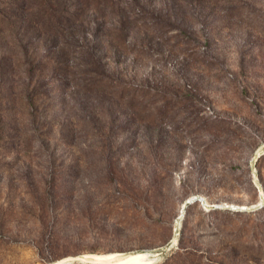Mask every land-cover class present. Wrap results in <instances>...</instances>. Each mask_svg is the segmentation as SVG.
Returning a JSON list of instances; mask_svg holds the SVG:
<instances>
[{"label": "rangeland", "instance_id": "374dc122", "mask_svg": "<svg viewBox=\"0 0 264 264\" xmlns=\"http://www.w3.org/2000/svg\"><path fill=\"white\" fill-rule=\"evenodd\" d=\"M144 250L264 264V0H0V264Z\"/></svg>", "mask_w": 264, "mask_h": 264}, {"label": "bare ground", "instance_id": "6f19581e", "mask_svg": "<svg viewBox=\"0 0 264 264\" xmlns=\"http://www.w3.org/2000/svg\"><path fill=\"white\" fill-rule=\"evenodd\" d=\"M194 199V198H193ZM202 202V201H201ZM204 205H208L206 200L203 201ZM223 205L228 206L227 204H219L218 207ZM238 208H246L245 206L239 205H230ZM222 208V207H221ZM226 208V207H224ZM176 237L172 238L171 244L175 246ZM160 255L155 254L152 250H144V251H135V252H109V253H101V254H85L77 257V260L83 261V263L89 264H155L159 261ZM73 259H67L55 264H72L69 263ZM74 264V263H73ZM80 264V263H78Z\"/></svg>", "mask_w": 264, "mask_h": 264}, {"label": "water", "instance_id": "95a60500", "mask_svg": "<svg viewBox=\"0 0 264 264\" xmlns=\"http://www.w3.org/2000/svg\"><path fill=\"white\" fill-rule=\"evenodd\" d=\"M195 200H197L196 198H194V199H192V200H190V201H187V203L186 204H189V203H192L193 201H195ZM262 204H260V206H261ZM217 208H221V207H217ZM184 210H185V205L182 207V209H181V212H180V216H183V214H184ZM243 210H245V209H243ZM69 263H80V264H87V263H83V261H81V260H77V259H75V258H73V260L71 261V262H69ZM89 264V263H88Z\"/></svg>", "mask_w": 264, "mask_h": 264}, {"label": "trees", "instance_id": "16d2710c", "mask_svg": "<svg viewBox=\"0 0 264 264\" xmlns=\"http://www.w3.org/2000/svg\"><path fill=\"white\" fill-rule=\"evenodd\" d=\"M195 201H196V200H195ZM193 202H194V201H193ZM193 202H192V203H193ZM189 204H191V203H189Z\"/></svg>", "mask_w": 264, "mask_h": 264}]
</instances>
